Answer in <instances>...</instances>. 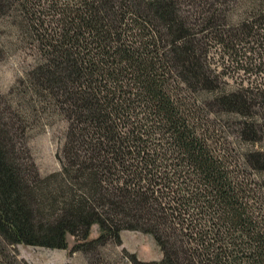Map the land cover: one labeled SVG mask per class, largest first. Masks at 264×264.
I'll use <instances>...</instances> for the list:
<instances>
[{"label": "trees", "instance_id": "16d2710c", "mask_svg": "<svg viewBox=\"0 0 264 264\" xmlns=\"http://www.w3.org/2000/svg\"><path fill=\"white\" fill-rule=\"evenodd\" d=\"M228 1L0 0L38 52L0 93L1 242L67 249L72 235L91 256L130 230L163 253L134 264H264V147L227 137L264 141V88L228 90L209 60L210 44L264 57V0L235 24ZM53 112L67 130L43 175L30 132Z\"/></svg>", "mask_w": 264, "mask_h": 264}, {"label": "rangeland", "instance_id": "374dc122", "mask_svg": "<svg viewBox=\"0 0 264 264\" xmlns=\"http://www.w3.org/2000/svg\"><path fill=\"white\" fill-rule=\"evenodd\" d=\"M247 5L248 0L228 1L230 23L235 24L245 17ZM25 34L12 17L0 19V48L4 53L0 59V93H9L16 82L25 77L35 64L38 53L36 43ZM209 47L211 68L217 73H222L223 84L228 90L247 88L255 84H260L264 88V70H261L264 57L261 59L258 52L255 54L249 52L239 57L240 55L230 56L223 48L217 49L211 44ZM229 119L230 122L227 121V123L230 126L234 118ZM31 127L29 146L41 174L46 175L60 170L56 154L64 142L67 130L66 120L60 114L53 112L33 121ZM227 137L231 141L232 151L235 152L264 147V141L255 145L244 142L233 128L228 130ZM98 235L99 226L94 225L90 238ZM121 236L123 242L121 245L109 243L91 256L80 251L71 252L75 244V238L72 235H68L67 249L25 244L8 246L0 240V264H22L21 259L29 264H134L130 257L133 253L140 260L145 261H159L163 258L160 247L151 235L125 230Z\"/></svg>", "mask_w": 264, "mask_h": 264}, {"label": "crops", "instance_id": "0c3cea01", "mask_svg": "<svg viewBox=\"0 0 264 264\" xmlns=\"http://www.w3.org/2000/svg\"><path fill=\"white\" fill-rule=\"evenodd\" d=\"M124 231H125V230H124ZM124 231H122L121 234H122Z\"/></svg>", "mask_w": 264, "mask_h": 264}]
</instances>
